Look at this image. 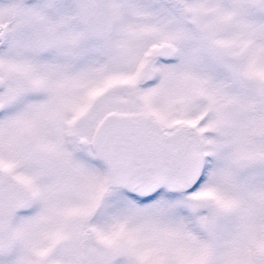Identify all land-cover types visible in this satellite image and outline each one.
<instances>
[{
  "label": "snow or ice",
  "instance_id": "obj_1",
  "mask_svg": "<svg viewBox=\"0 0 264 264\" xmlns=\"http://www.w3.org/2000/svg\"><path fill=\"white\" fill-rule=\"evenodd\" d=\"M0 264H264V0H0Z\"/></svg>",
  "mask_w": 264,
  "mask_h": 264
}]
</instances>
